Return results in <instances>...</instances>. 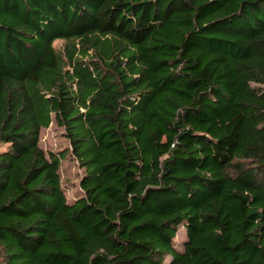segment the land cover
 I'll list each match as a JSON object with an SVG mask.
<instances>
[{"label": "trees", "instance_id": "1", "mask_svg": "<svg viewBox=\"0 0 264 264\" xmlns=\"http://www.w3.org/2000/svg\"><path fill=\"white\" fill-rule=\"evenodd\" d=\"M0 264H264V0H0Z\"/></svg>", "mask_w": 264, "mask_h": 264}, {"label": "rangeland", "instance_id": "2", "mask_svg": "<svg viewBox=\"0 0 264 264\" xmlns=\"http://www.w3.org/2000/svg\"><path fill=\"white\" fill-rule=\"evenodd\" d=\"M61 41L55 42V46L59 47ZM63 129L52 123L48 128H43L40 131V147L48 153H58L69 147L68 140L63 136ZM61 176L62 187L64 188L68 201H73L79 194V178L81 171L79 170L76 161L71 155H67L62 161L59 169ZM185 238V231L180 227L175 237V245H179Z\"/></svg>", "mask_w": 264, "mask_h": 264}]
</instances>
